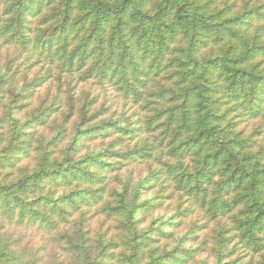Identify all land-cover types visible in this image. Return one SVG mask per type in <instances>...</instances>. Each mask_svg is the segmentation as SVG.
I'll return each instance as SVG.
<instances>
[{"label":"trees","instance_id":"trees-1","mask_svg":"<svg viewBox=\"0 0 264 264\" xmlns=\"http://www.w3.org/2000/svg\"><path fill=\"white\" fill-rule=\"evenodd\" d=\"M261 2L0 0V43L22 58L0 66V216L53 237L68 264H264ZM36 63L148 114L89 93L30 109L49 71L19 66ZM7 240L0 264H24Z\"/></svg>","mask_w":264,"mask_h":264},{"label":"rangeland","instance_id":"rangeland-1","mask_svg":"<svg viewBox=\"0 0 264 264\" xmlns=\"http://www.w3.org/2000/svg\"><path fill=\"white\" fill-rule=\"evenodd\" d=\"M248 1L249 4L254 3L256 1L262 3V0H237L240 5L242 2ZM9 61V62H8ZM22 61V58L19 57V53L16 49L11 46L3 45L0 43V66L2 67L6 62L11 63L13 69L17 67V64ZM4 67V66H3ZM2 67V68H3ZM19 70L23 71L28 79L33 78L34 76H40L48 73V78L46 82L36 89L33 95V99L30 102V109L39 107L40 103L49 104L52 98H60L62 101L70 94L73 96V99L80 98L82 95L89 93L91 97L96 98L97 104L95 106L99 107L110 106L111 112L115 115L123 114L125 117L130 120H135L138 115L144 116L148 114V111L145 108H141L139 105H133L128 101L123 100L118 94L113 92L112 90H107V88L97 84L95 81L83 82L78 79L76 74L68 75L66 73H59L58 70L54 67H50L48 65L42 63H36L33 65L24 68L23 65L19 66ZM22 72V73H23ZM150 101H153L154 98L149 97ZM59 118V117H57ZM256 122L248 120L241 124V128L244 129L246 134H249L253 129H256ZM48 132H45L44 135H47ZM249 136V135H246ZM253 136V135H250ZM254 140L257 143V146L264 144V135L254 137ZM146 164L144 162H138L134 166H132L134 173L142 172L145 168ZM177 201L175 198L171 200H165L164 205L166 209L163 211H159L157 215H169L173 208L177 206ZM169 205V207H167ZM199 218L198 213H194L191 216H188L184 219L186 223L191 221H196ZM202 219H199L201 221ZM202 221H206L203 219ZM97 218H93L91 220L92 225H96ZM106 226V225H105ZM213 227V223H208L207 232H210ZM185 233L184 227H181L177 230V235L181 236ZM200 238H202L203 233L199 234ZM7 239H11L13 242L17 240V243L14 246L15 255H21L23 250L26 254V261L34 255H36L39 260V264H54L60 263L61 261H65L63 264H68L67 259L68 255L64 253L61 244L57 243L53 237L49 235H43L41 233L27 230L23 226L15 227L11 225L8 221L4 220L0 216V241H8ZM210 242V239H209ZM186 246L191 247L193 243H189ZM210 245V244H209ZM12 245L9 246V249H12ZM204 258L205 255H198V258ZM244 260L246 258H243ZM62 264V263H61Z\"/></svg>","mask_w":264,"mask_h":264}]
</instances>
